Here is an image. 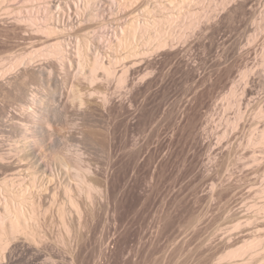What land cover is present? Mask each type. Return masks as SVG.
<instances>
[{
  "label": "rangeland",
  "instance_id": "rangeland-1",
  "mask_svg": "<svg viewBox=\"0 0 264 264\" xmlns=\"http://www.w3.org/2000/svg\"><path fill=\"white\" fill-rule=\"evenodd\" d=\"M263 48L264 0H0V264H263Z\"/></svg>",
  "mask_w": 264,
  "mask_h": 264
},
{
  "label": "bare ground",
  "instance_id": "bare-ground-1",
  "mask_svg": "<svg viewBox=\"0 0 264 264\" xmlns=\"http://www.w3.org/2000/svg\"><path fill=\"white\" fill-rule=\"evenodd\" d=\"M204 1V0H203ZM224 2L226 0H223ZM186 2V1H185ZM200 2V0H199ZM202 2V0H201ZM221 2V1H220ZM184 3V1L182 2V4ZM180 4V3H179ZM188 11V10H187ZM186 13V12H185ZM187 13H190L187 12ZM186 13V14H187ZM194 13V12H193ZM174 15V14H173ZM194 15V14H193ZM182 17V16H180ZM186 17V16H185ZM198 16H193L194 19H197ZM178 18V17H177ZM172 19V18H171ZM174 19V18H173ZM181 19V18H180ZM186 19V18H185ZM184 19V20H185ZM167 20V19H166ZM177 20V19H176ZM188 20V19H187ZM191 20V19H190ZM182 21V20H181ZM192 21V20H191ZM173 22V21H172ZM153 23V22H152ZM195 23V22H194ZM192 22V24H194ZM156 24V21L154 23V25ZM176 25H177V22H176ZM189 25V24H188ZM130 26V25H129ZM141 26V25H140ZM151 26V25H150ZM153 26V25H152ZM151 26V27H152ZM175 26V25H174ZM185 26V25H184ZM187 26V25H186ZM156 27H157V24H156ZM171 27V26H170ZM189 28V27H187ZM147 28H143V27H138L135 25V23L133 24L132 23V26L129 30H127L128 32L126 33V35L122 36V38H119L118 39V46H123V47H129L131 48V45L134 41V39L136 38V35L137 33H141V32H144L146 31ZM151 29V28H150ZM160 29V28H159ZM149 30V29H148ZM155 30V28H154ZM157 30V29H156ZM163 30V29H161ZM166 30V29H165ZM171 30V28H170ZM167 31V30H166ZM174 31V30H173ZM148 32V31H147ZM124 33V32H122ZM145 33V32H144ZM156 33V32H155ZM160 33V32H159ZM158 33V35H159ZM165 33V32H164ZM169 33V32H168ZM147 34V33H146ZM151 34V33H150ZM157 34V33H156ZM122 35V34H121ZM120 35V36H121ZM142 35V34H141ZM153 36V35H152ZM139 38V37H138ZM158 38V37H157ZM156 37L154 39H157ZM151 39V38H149ZM163 39V38H162ZM137 40V38H136ZM153 40V39H152ZM159 40V39H158ZM135 45V44H134ZM59 47V46H58ZM262 57H263V61H264V48H263V51H262ZM97 68H103L108 74L111 73V68L110 67H105L104 64L98 60V59H95L94 61V64H93V70H96ZM6 183V182H5ZM23 195V193H21ZM25 195V194H24ZM22 196H17L19 197V199L24 198L25 197ZM10 197V196H9ZM13 197V196H12ZM11 197V198H12ZM15 198V197H14ZM13 198V200H14ZM7 199V198H6ZM72 199V198H71ZM70 199V202L72 203L73 205V202L71 201ZM12 200V199H11ZM10 199H8V201H11ZM12 200V201H13ZM7 201V202H8ZM21 201V200H20ZM23 201V200H22ZM21 201V202H22ZM15 202V201H13ZM17 202V201H16ZM25 203V202H24ZM23 203V204H24ZM13 204V203H12ZM22 206V203L20 204L19 202H17L15 205H11L9 202L8 203H5L4 205V212L2 214H0V234H4L6 235L7 231L6 230H10L11 232H15V231H19V230H22L24 229L27 224H28V219L31 220L30 218L33 217L29 214L26 213V211L21 207ZM74 207V205H73ZM31 212V211H30ZM30 222V221H29ZM256 246V242L254 240L252 241H248V242H244L241 246L235 248V249H232L229 251L228 255L231 256V257H239L241 256L242 254H244L245 252L249 251V250H252L254 247ZM264 264V263H263Z\"/></svg>",
  "mask_w": 264,
  "mask_h": 264
}]
</instances>
